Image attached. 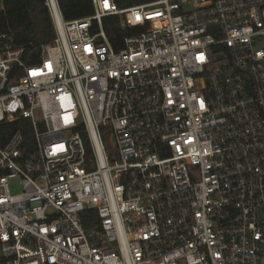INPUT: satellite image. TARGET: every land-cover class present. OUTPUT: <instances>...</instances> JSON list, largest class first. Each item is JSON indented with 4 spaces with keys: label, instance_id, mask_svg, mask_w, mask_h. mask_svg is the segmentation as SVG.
<instances>
[{
    "label": "built area",
    "instance_id": "2783aa9c",
    "mask_svg": "<svg viewBox=\"0 0 264 264\" xmlns=\"http://www.w3.org/2000/svg\"><path fill=\"white\" fill-rule=\"evenodd\" d=\"M45 4L39 62L0 34V264H264V0Z\"/></svg>",
    "mask_w": 264,
    "mask_h": 264
},
{
    "label": "trees",
    "instance_id": "16d2710c",
    "mask_svg": "<svg viewBox=\"0 0 264 264\" xmlns=\"http://www.w3.org/2000/svg\"><path fill=\"white\" fill-rule=\"evenodd\" d=\"M143 0H119L120 6L135 5ZM60 6L66 20L81 18L93 13L92 0H60ZM104 26L114 48L123 46L127 34L118 16L104 18ZM9 33L18 46L25 47L24 60L34 64L41 60L43 44L56 36L54 22L45 0H6L0 8V34ZM23 128L31 138L32 130L29 120H19L9 131ZM1 130V128H0Z\"/></svg>",
    "mask_w": 264,
    "mask_h": 264
},
{
    "label": "rangeland",
    "instance_id": "374dc122",
    "mask_svg": "<svg viewBox=\"0 0 264 264\" xmlns=\"http://www.w3.org/2000/svg\"><path fill=\"white\" fill-rule=\"evenodd\" d=\"M14 191L15 192H19L20 191V188L17 186V187L14 188Z\"/></svg>",
    "mask_w": 264,
    "mask_h": 264
}]
</instances>
